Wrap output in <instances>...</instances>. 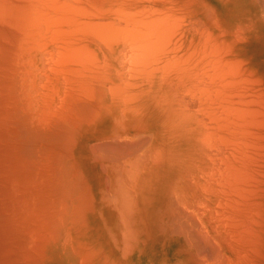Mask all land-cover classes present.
<instances>
[{
  "label": "bare ground",
  "instance_id": "obj_1",
  "mask_svg": "<svg viewBox=\"0 0 264 264\" xmlns=\"http://www.w3.org/2000/svg\"><path fill=\"white\" fill-rule=\"evenodd\" d=\"M218 10L0 0V121L13 101L91 183L45 264H264V59Z\"/></svg>",
  "mask_w": 264,
  "mask_h": 264
},
{
  "label": "rangeland",
  "instance_id": "obj_2",
  "mask_svg": "<svg viewBox=\"0 0 264 264\" xmlns=\"http://www.w3.org/2000/svg\"><path fill=\"white\" fill-rule=\"evenodd\" d=\"M204 1L219 8L220 19L243 20L247 14L248 50L264 59V21L256 14L264 0L260 6V0ZM10 108L0 121V264H45L60 217L68 226L92 223L86 202L91 183L76 162V168L69 166L75 161L70 145L34 124L20 126Z\"/></svg>",
  "mask_w": 264,
  "mask_h": 264
}]
</instances>
